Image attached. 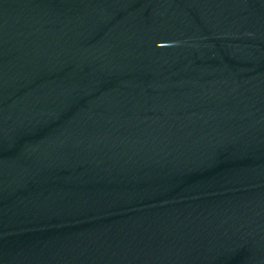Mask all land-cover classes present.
<instances>
[{
	"label": "water",
	"instance_id": "1",
	"mask_svg": "<svg viewBox=\"0 0 264 264\" xmlns=\"http://www.w3.org/2000/svg\"><path fill=\"white\" fill-rule=\"evenodd\" d=\"M0 264H264V0H0Z\"/></svg>",
	"mask_w": 264,
	"mask_h": 264
}]
</instances>
